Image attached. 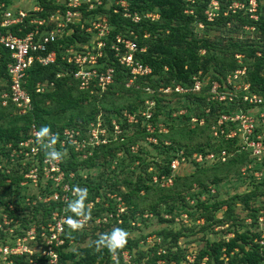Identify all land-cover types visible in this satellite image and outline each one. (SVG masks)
Instances as JSON below:
<instances>
[{"label":"trees","instance_id":"16d2710c","mask_svg":"<svg viewBox=\"0 0 264 264\" xmlns=\"http://www.w3.org/2000/svg\"><path fill=\"white\" fill-rule=\"evenodd\" d=\"M2 1L7 6V0ZM211 1L102 0L92 13L106 14L111 31L106 39L108 55L100 62L104 68L107 65L114 69L113 82L104 91L97 88L80 90L72 77L73 66L62 59L64 46L90 40L91 35L84 33L80 24L73 25L70 36L47 47V51H55V62L48 66L34 64L26 71L23 88L30 97V111L19 115L10 101L4 107L0 104L2 231L14 226L16 237H22L34 226L40 241V225L51 222L52 214L56 212L66 219L71 216L74 221V224L63 225L62 244L53 246L60 264H122L123 253H127L133 264H157L159 261L187 264L188 252L178 245L179 239L225 226L219 240H203L204 245L188 264H264V232L262 234L260 229V226L264 227V204L256 207L251 204L259 195L264 196V191L260 190L261 187L264 189V158L253 167L263 172L261 181L257 183L247 175L252 181L248 192L220 199L217 194L210 195L208 189L213 187L218 192L222 182L233 176L243 178L241 168L247 170V164L254 162L238 138L216 139L211 130L219 114L248 112L249 108L241 98L231 102L212 101L209 88L212 82L222 84L226 75L244 67L242 80L249 83L252 93L264 99V0H253L254 12L250 11V0H215L217 9L211 11L213 15L208 20L206 11L210 10ZM107 2L110 7L105 9L102 6ZM120 2H125L126 14ZM53 3L54 0H39L41 12L29 13L34 17H47L51 10L60 6ZM135 16L136 21L133 20ZM23 23L26 28L19 32L20 36L30 29L27 19ZM17 27H11V30L15 32ZM125 34L134 38L137 45L134 57L151 70L128 87L129 71L118 64L108 49L115 35ZM9 62L8 51L0 46V94L8 91L6 66ZM206 76L208 81H205ZM194 77L203 83L199 92L173 91L177 85L191 89ZM37 84L46 85L40 93L36 92ZM146 87L150 88V93L144 90ZM165 88L171 91L166 94L159 91ZM147 100L153 102L149 118L142 115ZM127 115L133 121L129 122ZM99 116L103 117L101 123L110 133L106 144L90 147L89 151L82 148L79 153L69 145L63 152L57 144L63 180L56 191L61 196V187L66 184L68 191L63 192L67 200L25 206L21 183L25 181L24 173L31 167V161L25 162L26 170L25 167L21 169L23 153L29 148L20 144L31 138V126L38 131L46 126L49 134H55L59 140L63 139L65 129H74L79 132L76 138L81 141L87 138L90 124L95 125ZM193 118L197 121L191 122ZM112 119L119 128L115 136L112 135ZM147 125L154 129L152 133L147 131ZM159 125L166 132H159ZM190 125L194 126L191 128ZM148 137L156 139V144H151L154 156L147 147L139 144ZM131 146L137 147L135 152L131 151ZM45 151L48 152L39 146V157ZM222 151L225 152L223 161L191 162L195 171L189 176H173L169 187L160 188L152 181L154 175L171 176L170 161L180 152L188 158L193 154L205 157L209 153L218 157ZM86 153L89 154L82 158ZM150 167H153L152 171H149ZM77 188L87 191L83 207L72 212L66 205L78 198ZM51 189L47 190L52 193ZM202 194L206 197L201 198ZM116 198L124 207L119 214ZM187 198L194 199L193 204ZM237 201L247 211L245 218L238 219L234 215ZM221 209L222 214L218 216ZM181 213H185L192 225L177 232L166 227L157 230L155 235L159 241L149 252L138 249V239L129 236L131 231H139L136 224L144 223L146 215L156 217L161 225L175 223L174 219ZM3 215L9 224L3 225ZM198 221L201 224H197ZM114 228L126 231L123 243L111 247L101 243L102 234H108ZM229 234L231 237H227ZM7 242L1 240L0 243ZM160 248L163 253L157 254ZM31 258L37 264H45L43 258L36 255ZM12 259L14 264H30L26 255Z\"/></svg>","mask_w":264,"mask_h":264},{"label":"built area","instance_id":"2783aa9c","mask_svg":"<svg viewBox=\"0 0 264 264\" xmlns=\"http://www.w3.org/2000/svg\"><path fill=\"white\" fill-rule=\"evenodd\" d=\"M252 2V0H250ZM249 2V3H250ZM64 9H60L61 13L56 12L49 17H34L29 12L18 10L13 12L9 9L6 4L0 0V46L4 47L9 54L10 62L6 66V74L9 78L8 91L0 94L1 106L4 107L10 101L16 108L19 115H23L31 109V102L29 94L23 88L26 79V71L33 66L38 64L40 66L52 65L56 60L55 51H47V47L51 44L56 43L60 38L66 37L73 32L72 26L78 24L74 21V18L80 16V9H84L87 12L93 10L102 4V0H65ZM212 3V1H211ZM217 5V4H216ZM215 5V7H216ZM120 6L124 9L126 14V5L124 2H120ZM237 7V6H235ZM37 11H41L40 8ZM251 11V10H250ZM61 16L56 19V15ZM207 19L211 20V14L206 11ZM255 18V17H253ZM27 19V24L30 29L24 36H20L19 32L23 28H26L23 23ZM138 18H133L136 21ZM21 25V26H20ZM50 25V26H49ZM17 27L16 31L13 32L11 27ZM80 29L84 33L90 34L91 31H96V44L94 43H83L79 46L77 51L72 48L66 49L68 53L73 54L63 59L67 64L73 66L72 77L77 81L78 88L80 90L92 91L93 88H97L101 91L112 84L114 69L111 66L104 68L103 63L100 60L107 57L105 52L106 37L109 35L108 26H103L100 29L93 28L91 26H84L80 24ZM130 35L132 33L130 32ZM108 49L112 52L113 57L116 58L118 64L123 66L129 71L130 79L126 86L133 85L134 81L138 77L146 76L151 73L150 68L142 65L135 57L134 53L137 51V45L134 38L130 39L127 36L115 35L112 43L108 46ZM144 51V49H140ZM239 58V56H237ZM102 65V67H100ZM245 68H239L226 75L222 80V84L212 82L209 88L210 99L217 102H231L234 99H240L242 103L246 104L247 107L255 105L258 108L256 115L249 112L239 111L231 113H221L212 125V136L214 138L232 139L238 138L245 149L258 159L264 156V99L255 93L250 91L249 83L244 82L242 77L244 76ZM203 83L194 77L193 86L190 89H184L179 85L175 86L174 92L183 93L188 91L199 92ZM45 84H37L36 92H42L45 88ZM146 92H151L150 88H144ZM162 93L166 94L171 91L170 88L160 89ZM146 110L142 113L145 117L149 118L151 112L149 109L153 106L151 100L145 101ZM249 110V109H248ZM207 112V111H206ZM180 113H183L182 111ZM252 114V115H251ZM128 121H133V118L128 115ZM197 121L195 118L191 119V122ZM260 121V124L258 123ZM202 123V121H200ZM113 132L118 133L119 128L117 125L112 123ZM159 132H166L161 125L158 126ZM116 130V131H115ZM147 131L152 133L154 131L150 125H147ZM31 138L20 146L29 148L23 154L22 170L25 166L26 161H31V167L24 173L25 182H34L38 179V169L42 166V172L47 171L53 181L56 177L59 181L63 180V171L60 169V158L52 160L47 158L45 151L42 156L39 157V146H43L48 151H56L57 144L63 152L67 151L66 146H72L73 150L79 153L82 148H87L89 151L90 147L106 144L108 142V136L105 127L101 122L90 124L87 138L79 141L76 136L79 132L74 129H65L63 131V139L59 140L55 134L51 133L50 136L54 137L53 142H48V137H40L39 131L34 125L30 128ZM148 142L156 143V139L153 137L147 138ZM132 152H135L137 147H130ZM82 155L85 158L86 155ZM262 155L261 157H259ZM225 158V152L222 151L217 157L213 153L207 154L203 157L201 154H193L191 157L183 156L180 152L175 158L170 161L169 167L171 173L175 172L181 164L185 163H202L203 161L210 162ZM40 159V160H39ZM245 171V169H243ZM7 173L10 171L7 170ZM48 175V176H49ZM173 174L166 177L165 175L152 177V181L160 188L169 187L172 184ZM35 179V180H33ZM168 183V184H167ZM67 188V185H64ZM64 192L68 191L63 190ZM60 196V195H59ZM112 196L111 198H113ZM51 199H57V195H53ZM63 201L67 198L64 195L61 196ZM118 201L117 214L124 210V207ZM186 218V215H184ZM5 216L2 217V223L5 224ZM8 222V221H7ZM6 222V223H7ZM119 222V221H118ZM51 223V224H49ZM9 224V222L7 223ZM68 224L67 219L61 216L52 214L51 222H48L46 226L41 227L39 230L40 241L37 240V231L34 227L29 228L25 235L17 237L10 243H0V264H14L12 257L24 256L29 258L30 264H37L32 255H36L37 258H43L45 264H60L59 257L53 246H59L62 244L60 238L63 232V225ZM74 227V226H73ZM1 228V227H0ZM10 229V228H9ZM8 229V231H9ZM11 231V229H10ZM23 241V242H22ZM36 248L39 252H33ZM187 264L191 263L194 256L189 254L185 257ZM157 264H163L159 261Z\"/></svg>","mask_w":264,"mask_h":264},{"label":"rangeland","instance_id":"374dc122","mask_svg":"<svg viewBox=\"0 0 264 264\" xmlns=\"http://www.w3.org/2000/svg\"><path fill=\"white\" fill-rule=\"evenodd\" d=\"M7 7L9 9H11L13 12H16L18 10H21V11H25V12H35V13H40L41 11H37L38 8H40L38 2L39 0H7ZM65 0H54V5L57 4L59 7L58 8H54L53 10H51L49 12V14L47 15L48 17L56 12H59L61 13L60 9H64V5H65ZM125 4V2H124ZM217 3L215 2V0L212 1V3L210 4V10L208 9L209 13L211 15H213L211 13V11H215V9H217ZM126 5V4H125ZM216 5V7H215ZM234 6H238V4H235ZM102 7H104L105 9H108L110 7V3H105ZM254 7H255V3L254 1L252 0V2H250V10L251 12H254ZM97 7H95L93 10L87 12L86 10H84L83 8L80 9V16L78 15L77 17L74 18V21L77 22L78 24H83L84 26H91V29L92 27L93 28H96V29H100L102 28L103 26H108V32H109V35H110V25L107 21V16L106 14L104 13H92ZM56 15V14H55ZM61 16H57L56 15V19L60 18ZM154 18L156 17L155 15L153 16ZM212 17V16H211ZM50 26V25H49ZM73 27V26H72ZM198 28H201V25H198ZM95 32L96 31H91L90 35H91V38L90 40H88L86 43L89 44V43H94L93 45L95 46V42H96V35H95ZM71 35V34H70ZM68 35V36H70ZM129 35V34H128ZM125 36H127V34H125ZM67 37V36H66ZM64 37L60 38L59 40L63 39ZM108 38V36L106 37V39ZM82 44V43H81ZM79 43L77 44H69V45H66L64 46V49L62 51V59H65L69 56H72L73 54L71 53H68L66 52L68 48H72L73 50L77 51V49L79 48V46L81 45ZM61 46V45H59ZM63 46V45H62ZM104 66V65H103ZM100 67H102V65H100ZM208 76L205 77V81H208ZM173 101V99H172ZM249 110L248 112L249 113H253L254 115H256L257 111H258V108L255 106V105H252L250 107H248ZM123 114L126 116L125 112H123ZM252 115V114H251ZM128 116V115H127ZM99 121L103 123V117L99 116L98 117ZM97 119V120H98ZM111 123H114L116 124V120L115 119H112L111 120ZM258 123L260 124V121H258ZM201 124V123H200ZM194 125H190V127L192 128ZM116 131V130H115ZM120 132L122 133V131L120 130ZM125 134L128 132L125 131L124 132ZM112 135H117L116 133H112ZM109 137V136H108ZM123 139V137H122ZM146 141L145 142H140L139 144L140 145H143L144 147H147L150 152H151V155L154 156V149L152 147L153 144H156V143H151V142H148L147 139H145ZM152 144V145H151ZM262 155H260L259 157H261ZM250 159H253L254 162L253 163H248L247 166L245 167L247 170H243L244 168H241V171L240 172H243L241 174V177H236V176H233L231 177L230 179L222 182L219 187H218V192H215L216 189L213 188V187H210L208 188L209 191H210V195H215L217 194L218 197L220 199L222 198H226V197H230V196H233L234 194H244L246 192H248L250 190V187H251V180L248 179L247 175L249 177H252L254 180H256V182H260L261 178V173L263 174V172L260 173V171H256L253 169L254 166H256L257 164L261 163L262 162V159L264 158L261 157V158H257L255 156H249ZM158 159V157L156 158ZM212 161L208 162V163H211ZM256 164V165H255ZM179 168L171 173L173 174V176H177V175H180V176H189L191 175L194 171H195V166L193 164H189V163H185V164H180L178 166ZM42 166L38 169V173H37V177L38 179L34 182H25L24 184L21 183L22 185V189H21V193L24 195L23 197V201H24V204L25 206H32L34 205L36 202H41V203H46L48 202L49 200H53V201H58V199H60V201H63L61 199V196L64 195L65 193L63 192V190H67V188L65 186L62 185V193H61V196H59V193L58 191H56V187L58 185H60V182L59 179H57L56 177L54 178L55 181H53L50 177L49 174H47V171H45L44 173L42 172ZM153 170V167H150L149 171H152ZM82 174H84V171L81 172ZM49 175V176H48ZM35 180V179H33ZM8 182V180H7ZM255 182V183H256ZM168 184V183H167ZM51 188V191L52 193H50V191H48L47 189L48 188ZM27 188V190H26ZM262 189V191H264L263 187L260 188V190ZM194 191V190H193ZM25 193L27 196H25ZM75 193V191L73 192ZM72 193V194H73ZM53 195H57V199H51ZM206 195L205 194H202L201 195V198H205ZM187 200L190 201V204H193V201L194 199H188ZM252 206L253 207H256V206H260V205H263L264 204V196H258L256 197V199H254L252 202H251ZM90 205V204H89ZM225 209V208H223ZM223 209H221V211H219L217 213L218 216H220L222 214V211ZM246 213L247 211L244 210V207L243 205L240 203V202H236V205H235V209H234V215L237 216L238 219H242V218H245L246 216ZM53 214H55L56 216H58V214L56 212H54ZM185 213H181L179 214L175 219H174V222L175 223H164V224H161L159 225L157 223V219L156 217H153L151 215H146L144 216V223H141V221H139L136 226H139V231H131L129 236L132 237V238H136L138 239V249L142 250V251H145V252H149V250L152 248L153 244L155 242H158L159 240H157V237L155 235V232L161 228H168V229H171L172 231L174 232H177L179 230H183V228L185 227H189L192 225V222L190 219H188V217H184ZM167 217V216H165ZM261 220V219H260ZM246 223H248V219H245ZM7 220L5 221V224L3 223V225H7ZM201 224V221H198L197 224ZM51 224V223H49ZM262 224V223H261ZM2 225V226H3ZM41 227H44L43 225H40ZM1 227V226H0ZM31 227H34V226H31ZM30 227V228H31ZM40 227V228H41ZM11 231H10V229ZM9 231L8 229L5 230V231H2L3 228H0V232L1 234L3 235V237H0V242L1 240H8V242H11L13 241L14 239H16V233L14 232V226L13 227H9ZM225 228L224 227H214L213 231L210 232V231H207L205 232L204 234L203 233H198V234H194V235H187V237H181L178 241V245L184 249L187 250V254L186 255H193L195 254L196 251H198L199 248H201L203 245H204V241L203 240H219L221 238V233L220 231ZM260 229L262 230V234L264 232V227L263 226H260ZM0 234V236H1ZM145 236V240H142L140 236ZM227 237H231V234H229ZM166 241L168 242L169 239H166ZM23 242V241H22ZM33 252H39V249L36 248ZM160 253H163V250L162 248L158 249L157 250V254H160ZM122 264H133L131 261H130V258L129 256L127 255V253H123V260H122Z\"/></svg>","mask_w":264,"mask_h":264},{"label":"clouds","instance_id":"9594fccd","mask_svg":"<svg viewBox=\"0 0 264 264\" xmlns=\"http://www.w3.org/2000/svg\"><path fill=\"white\" fill-rule=\"evenodd\" d=\"M38 135L40 137H48L49 143L53 142V140H54V137L50 136L49 129L46 126L40 128ZM45 155L47 156V158L52 159V160L59 158V153L56 151H48L45 153ZM75 191L77 193L78 198L74 201L69 202L66 205L67 209L72 211V212H77L83 207L82 201L84 198V194L86 193L87 190L84 188H77V189H75ZM67 222L69 224H74L73 218L71 216L67 217ZM126 235H127V233L125 230H123L121 228H114V229H112V231L110 233L102 234V236L100 237V242L105 243L109 247H111L117 243H123Z\"/></svg>","mask_w":264,"mask_h":264}]
</instances>
